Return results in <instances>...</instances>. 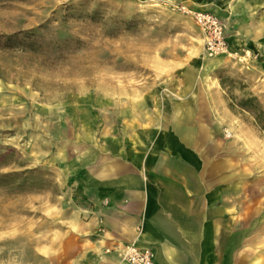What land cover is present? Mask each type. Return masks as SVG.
I'll return each mask as SVG.
<instances>
[{"label": "rangeland", "instance_id": "1", "mask_svg": "<svg viewBox=\"0 0 264 264\" xmlns=\"http://www.w3.org/2000/svg\"><path fill=\"white\" fill-rule=\"evenodd\" d=\"M226 1L0 0V264H31L60 229L81 136L141 105L197 120L227 158V197L264 264V44L240 20L264 16V0ZM197 13L222 25V51H208ZM248 98L261 122L238 106Z\"/></svg>", "mask_w": 264, "mask_h": 264}, {"label": "crops", "instance_id": "2", "mask_svg": "<svg viewBox=\"0 0 264 264\" xmlns=\"http://www.w3.org/2000/svg\"><path fill=\"white\" fill-rule=\"evenodd\" d=\"M252 20L243 32L257 45L264 29ZM126 118L78 140L64 169L60 229L31 264H128V244L152 249L154 264H262L227 197L236 185L227 158L199 135V122L145 105Z\"/></svg>", "mask_w": 264, "mask_h": 264}, {"label": "built area", "instance_id": "3", "mask_svg": "<svg viewBox=\"0 0 264 264\" xmlns=\"http://www.w3.org/2000/svg\"><path fill=\"white\" fill-rule=\"evenodd\" d=\"M195 21L206 34L208 51H222L224 47L223 27L220 22L208 13H197ZM154 255L152 249L135 244H128L122 249L123 259L128 264H154Z\"/></svg>", "mask_w": 264, "mask_h": 264}, {"label": "bare ground", "instance_id": "4", "mask_svg": "<svg viewBox=\"0 0 264 264\" xmlns=\"http://www.w3.org/2000/svg\"><path fill=\"white\" fill-rule=\"evenodd\" d=\"M238 1H243V0H238ZM219 2H221V6L222 7H225L226 8V10H228L229 9V2L228 1H226V0H219ZM248 9H250L251 7L248 5V7H247ZM247 8L245 9L246 11H247ZM244 12V11H243ZM244 19H246L247 20V23L245 24V26H247L246 27V33H249L248 31L250 30V29H252V22H250L251 20H252V18H251V16L250 15H247V14H245L244 16ZM252 21H254V22H256V24L261 28L260 30H262V29H264V16H259V18H257V19H254V20H252ZM259 30V31H260ZM257 35H259V33H255L254 35H253V37L254 36H257ZM255 38V37H254ZM264 41V40H263ZM263 41H260V44L261 43H263L264 44V42ZM209 62H212V64L215 62V61H213V60H211V61H209Z\"/></svg>", "mask_w": 264, "mask_h": 264}, {"label": "trees", "instance_id": "5", "mask_svg": "<svg viewBox=\"0 0 264 264\" xmlns=\"http://www.w3.org/2000/svg\"><path fill=\"white\" fill-rule=\"evenodd\" d=\"M240 107L241 110H244L248 113H252L254 114L255 118H256V123L261 122V118L263 117V113L262 111L258 110L257 108H255L256 104H255V99L254 98H248L246 100H241L240 104L238 105ZM230 110H234V108L231 107Z\"/></svg>", "mask_w": 264, "mask_h": 264}]
</instances>
